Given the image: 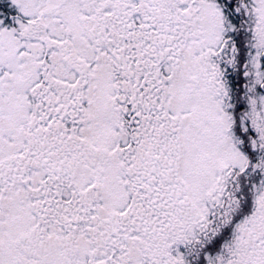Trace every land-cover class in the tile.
Masks as SVG:
<instances>
[{"label": "snow or ice", "instance_id": "obj_1", "mask_svg": "<svg viewBox=\"0 0 264 264\" xmlns=\"http://www.w3.org/2000/svg\"><path fill=\"white\" fill-rule=\"evenodd\" d=\"M0 264H264V0H0Z\"/></svg>", "mask_w": 264, "mask_h": 264}]
</instances>
